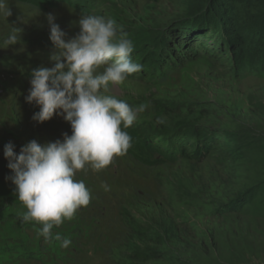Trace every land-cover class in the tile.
<instances>
[{
	"label": "rangeland",
	"instance_id": "374dc122",
	"mask_svg": "<svg viewBox=\"0 0 264 264\" xmlns=\"http://www.w3.org/2000/svg\"><path fill=\"white\" fill-rule=\"evenodd\" d=\"M208 1L71 0L43 8L35 0H5L11 16L0 15V264H197L215 253L226 263L264 264V218L222 215L205 207H213L219 193L235 190L220 144L200 157L190 147L193 141L178 137L185 147L176 160L162 149L140 157L130 148L106 169L78 172L75 178L91 191V202L52 230L71 240L68 248L46 241L36 222H22L27 209L6 179L13 174L4 156L6 144H14L19 154L30 141L43 146L72 134L60 116L43 124L34 121L40 109L26 101L32 71L54 66L48 14L66 40L80 33L81 15L91 14L114 20L133 42L132 59L142 71L113 86L112 94L133 108L144 107L130 127L143 135L142 142L156 135L154 146L173 148L162 131L186 126L221 135L227 124L230 133L247 127L264 138V47L255 62L244 63L209 21L224 11L209 13ZM263 16L260 11L244 22V35L264 29ZM213 20L221 24L220 16ZM13 28L21 40L5 46Z\"/></svg>",
	"mask_w": 264,
	"mask_h": 264
},
{
	"label": "clouds",
	"instance_id": "9594fccd",
	"mask_svg": "<svg viewBox=\"0 0 264 264\" xmlns=\"http://www.w3.org/2000/svg\"><path fill=\"white\" fill-rule=\"evenodd\" d=\"M0 15L11 16L5 0H0ZM47 20L56 49L51 56L54 66L32 71L26 101L40 109L34 121L43 124L60 116L71 125L72 134L43 146L30 141L19 154L14 144H6L4 156L13 173L6 179L15 185V194L27 209L22 222H36L46 241L56 240L68 248L71 240L52 230L91 202V191L76 174L87 167L97 172L106 169L132 147L125 129L144 107H131L112 94V88L142 71V66L133 61V42L114 20L82 14L80 33L70 40L52 14ZM18 32L13 28L4 45L19 44Z\"/></svg>",
	"mask_w": 264,
	"mask_h": 264
},
{
	"label": "trees",
	"instance_id": "16d2710c",
	"mask_svg": "<svg viewBox=\"0 0 264 264\" xmlns=\"http://www.w3.org/2000/svg\"><path fill=\"white\" fill-rule=\"evenodd\" d=\"M217 1H208L210 4L207 8L210 10L209 13L215 10H218V12H221V10L224 11L220 15L213 13L209 17V21H213L216 33L221 37L222 42L226 46L239 50L237 55L244 63L251 64V62H255L253 61V57L259 56L260 51L264 47V29L262 27L264 25V16L262 18V24L260 22V28L262 27V29L249 32V35H244L243 33V29L246 28L244 27V22L255 17L260 11L263 14L264 0H220L221 5ZM35 2H38L40 6L46 8V6H54L55 3H70L71 0H35ZM197 14H203V11H197L195 15ZM217 16L221 17L220 25L213 20V17L216 18ZM228 25L231 27H228ZM206 26H209V24H206ZM222 26L226 29V35L228 34L230 36V38L228 36L227 40L223 36L224 30ZM231 31L232 33H227ZM263 67L264 61L262 64ZM214 108L210 107L212 111ZM197 114L203 116V118H212V116L204 115L202 111H198ZM231 127V124L225 125L224 132L221 135L208 128L188 129L186 126L181 127L182 129L180 128L176 132L170 130L162 131L160 136L168 137L173 142V148L171 144L166 145L168 149H164L160 145L154 146L152 144L154 138H157L156 135L150 139L146 138L148 141L142 142L143 135L139 131H135L132 128L125 129V131L132 137L131 150L134 153L137 152L140 157H143L148 151L162 149L164 154L172 155L174 157L173 160H176V157H178L177 154H180L181 151L183 152L185 147L181 142L176 141L178 137L180 141L184 140L190 144L193 141L190 147L193 146L200 157V154L215 151L216 146L220 144L221 150L219 152L224 163L228 166L229 174L234 178L235 190L227 192L226 195L219 193L215 197L216 204L213 207L212 205L205 207L210 210L216 209L222 215L236 214L264 218V138L256 135L255 132L250 131L247 127H240L239 131H235L236 133H230ZM166 152L171 154H167ZM183 156L185 157L187 154L185 153ZM173 157L170 156V158ZM202 259V263L197 264H231L226 263L224 258L216 253L209 258Z\"/></svg>",
	"mask_w": 264,
	"mask_h": 264
}]
</instances>
